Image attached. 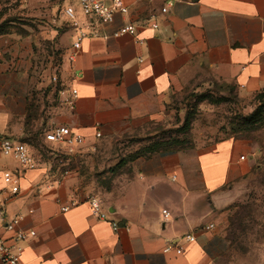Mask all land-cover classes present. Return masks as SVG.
<instances>
[{
    "label": "crops",
    "instance_id": "1",
    "mask_svg": "<svg viewBox=\"0 0 264 264\" xmlns=\"http://www.w3.org/2000/svg\"><path fill=\"white\" fill-rule=\"evenodd\" d=\"M123 1L127 13L100 23L77 0H29L35 13L25 20L35 25L0 34V192L9 186L5 172L20 180L19 194L2 208L37 232L23 243L20 264H214L229 248L232 183L251 169L246 141L160 148L130 159L122 171L106 169L121 161L106 151L113 137L163 119L175 89L197 75L232 84L241 96L264 91V0H173L165 13L167 0ZM69 4L80 26L91 24L74 60L80 26L64 15ZM152 13L157 28L145 21ZM128 23L135 33L115 35ZM57 54L58 80L41 81ZM34 86L35 125L65 124L86 141L71 154L58 144L48 143L47 153L27 145L37 166L25 169L2 153L1 138L27 134ZM72 88L73 108L61 93ZM91 194L101 197L108 219L92 213ZM74 198L78 203L63 211ZM111 220L121 227L114 230ZM166 245L174 248L165 252Z\"/></svg>",
    "mask_w": 264,
    "mask_h": 264
},
{
    "label": "rangeland",
    "instance_id": "2",
    "mask_svg": "<svg viewBox=\"0 0 264 264\" xmlns=\"http://www.w3.org/2000/svg\"><path fill=\"white\" fill-rule=\"evenodd\" d=\"M26 1L29 0H0V32L5 27L10 32L21 29L22 24L35 25L25 20L35 13ZM62 60L63 57L57 54L41 81L56 74ZM259 93L241 96L238 90L232 91L220 81L197 75L175 89L163 119L132 127L107 144L111 145L106 151L108 157L129 159L135 151H143L156 141L162 146L169 142V147L195 145L199 139L206 142L227 137L248 143L246 158L251 169L232 183L235 201L228 230L229 248L214 264H264V107L256 116L252 114L259 107ZM35 99L40 100L34 86L30 93L28 132L18 139L34 151L36 146L47 153L52 151L48 143H56L46 137L50 127L41 130L43 127L35 125ZM186 118L189 125L187 129H181ZM106 169L122 171L126 170V165Z\"/></svg>",
    "mask_w": 264,
    "mask_h": 264
},
{
    "label": "built area",
    "instance_id": "3",
    "mask_svg": "<svg viewBox=\"0 0 264 264\" xmlns=\"http://www.w3.org/2000/svg\"><path fill=\"white\" fill-rule=\"evenodd\" d=\"M173 0H167L166 5L161 8L162 12H167L169 6ZM80 11L89 18H95L100 23L111 22L116 12L127 13L129 11L128 6L123 0H77ZM64 15L73 23L75 26H80L81 22L77 15V8L75 4H69L64 8ZM156 14L152 13L146 17L145 21L149 22L153 28L158 27L156 20ZM91 24L81 25L73 43V52L70 55V59L74 60L77 50L81 47L85 37L90 32ZM136 26L133 23L123 25L120 29L115 32V35H123L125 33H135ZM53 81H57V75L52 76ZM66 89H62L61 93L65 95L64 101L71 107H74L75 100L78 96L76 88L70 89L68 93ZM96 136H101V132H97ZM47 139L60 145L64 150L65 154H71L75 151L76 147L81 146L85 143V137L77 132H73L68 125H55L46 132ZM1 151L5 155L13 156L18 160L20 165L25 169H32L37 166V161L31 153L27 144L18 140L14 137L3 136L1 138ZM244 158V155L241 156ZM68 173V170L64 171ZM4 177L9 186L0 192V260L4 264H20L21 255L24 249L23 243L30 237H34L37 232L35 229H24L19 226V222L22 216H17L9 219L7 214L3 210V204L10 198L16 196L20 192V180L19 176L13 174L10 171L4 173ZM87 200L89 201L92 209V213L97 219L106 220L108 219V212L103 208V201L98 195H88ZM78 203V199L74 198L67 204L62 205V210L67 211L72 206ZM33 209H29L32 212ZM164 218L168 220L170 213L164 209ZM111 225L114 230H118L121 227L120 223L115 220H111ZM213 224L207 226L212 227ZM6 233H10V238L6 236ZM189 240H193L194 236L188 237ZM174 247L172 245H166L164 248L165 252H169ZM177 253L182 252V246L175 248Z\"/></svg>",
    "mask_w": 264,
    "mask_h": 264
},
{
    "label": "trees",
    "instance_id": "4",
    "mask_svg": "<svg viewBox=\"0 0 264 264\" xmlns=\"http://www.w3.org/2000/svg\"><path fill=\"white\" fill-rule=\"evenodd\" d=\"M8 27H5V29L2 31V32H0V34H3V33H7L8 31L6 30ZM222 86H224V87H226V88H229V89H231L232 91H234V90H236L235 89V86L234 85H232V84H228V83H223L222 84ZM257 100H258V102H259V109L257 108L252 114H253V116H256L262 109H263V107H264V91H261L258 95H257ZM261 109V110H260ZM188 125H189V119L188 118H186L185 119V121H184V123H183V125H182V127H181V129H187V127H188ZM186 131V130H185ZM174 141V140H173ZM165 145L164 146H162L163 144L162 143H160V142H154V143H152L147 149H145V150H143V151H135V153H133L131 156H129V159L127 160V159H125V158H122L121 159V161L119 162V166H122V165H124V164H126L127 163V161H129L130 159H132V158H135V157H137V156H139V155H144V154H148V153H152V152H155V151H157L158 149H160V148H163V149H169V148H175V147H169L168 146V144H169V142H165L164 143ZM180 144H182V145H184V142L183 141H181L180 142ZM186 146H192V144L191 145H185V147ZM179 147H181V146H179ZM184 147V146H183Z\"/></svg>",
    "mask_w": 264,
    "mask_h": 264
}]
</instances>
